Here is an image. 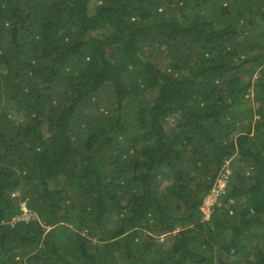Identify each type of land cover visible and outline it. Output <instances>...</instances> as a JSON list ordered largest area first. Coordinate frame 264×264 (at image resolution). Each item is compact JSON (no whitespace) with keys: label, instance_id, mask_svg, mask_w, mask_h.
I'll return each instance as SVG.
<instances>
[{"label":"trees","instance_id":"obj_1","mask_svg":"<svg viewBox=\"0 0 264 264\" xmlns=\"http://www.w3.org/2000/svg\"><path fill=\"white\" fill-rule=\"evenodd\" d=\"M0 264H264V0H0Z\"/></svg>","mask_w":264,"mask_h":264},{"label":"rangeland","instance_id":"obj_2","mask_svg":"<svg viewBox=\"0 0 264 264\" xmlns=\"http://www.w3.org/2000/svg\"><path fill=\"white\" fill-rule=\"evenodd\" d=\"M219 2H220V0H218ZM256 33H258V31L256 32ZM159 54V53H158ZM157 54V55H158ZM166 54V53H165ZM155 59H158V61H161V62H165V57L164 58H161L160 57V55L159 56H157V58H155ZM154 59V60H155ZM257 78H259V77H257V74L255 75V77H254V79H257ZM111 102H113V101H111ZM4 103V102H3ZM112 104H110V106H111ZM108 106V103L106 102L105 103V105H103V108L102 109H106V107ZM15 117H16V119L18 120L17 122H20L23 118H25V116H23V114H21V113H16V115H15ZM230 173L231 172H229V171H227V175L229 176L230 175ZM249 173H248V171H247V173L245 174V177H246V175H248ZM226 182V180H223L222 181V183L220 184L221 186H223V185H225V184H227V182ZM219 185V186H220ZM164 187H165V185H163ZM214 192H217V191H212V192H210V195L208 194L207 195V197H205V199H204V203H203V206H202V209H203V211L206 213V217L207 218H209L210 217V214H211V212H212V210H213V207H211V204L212 203H214L215 201H216V195L214 194ZM16 194H18V193H16ZM207 198V199H206ZM24 214L23 215H21V217H18V218H24L25 217V219H29L30 218V216H32L29 212H27V209H25V206H24ZM115 213H110V219L111 220H114V218H115ZM115 221V220H114ZM111 222V221H110ZM50 228H48L47 229V231L49 230ZM160 240L163 242H167V236H166V234L165 235H163V236H161V238H160Z\"/></svg>","mask_w":264,"mask_h":264},{"label":"clouds","instance_id":"obj_3","mask_svg":"<svg viewBox=\"0 0 264 264\" xmlns=\"http://www.w3.org/2000/svg\"><path fill=\"white\" fill-rule=\"evenodd\" d=\"M222 181H223V179H220L219 180V182H218V184H217V186H215L213 189H212V191H217V192H214V194L216 195V201L214 202V203H212L211 204V207H214V205L218 202V201H220L219 200V198H220V196H221V194H223L224 192H225V190H226V184L225 185H223V186H221L220 184L222 183ZM226 183V182H225ZM220 185V186H219ZM211 191V192H212ZM210 195V194H209ZM207 197V196H206ZM207 199V198H206ZM24 206H25V204L23 203V209H24ZM25 209H27V212H29V209L25 206ZM213 211V210H212ZM205 213V212H204ZM212 213V212H211ZM23 215V214H22ZM210 216H211V214H210ZM18 217H21V215L20 216H18ZM18 217H16L15 219H14V221H19V220H28V219H25V217L24 218H18ZM210 218V217H209ZM209 218H207L206 217V213H205V216H204V219H209Z\"/></svg>","mask_w":264,"mask_h":264}]
</instances>
